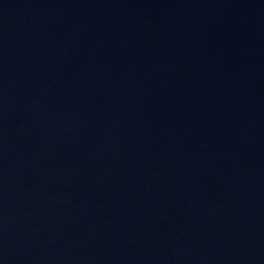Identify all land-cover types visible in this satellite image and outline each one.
Masks as SVG:
<instances>
[{
	"label": "water",
	"instance_id": "water-1",
	"mask_svg": "<svg viewBox=\"0 0 264 264\" xmlns=\"http://www.w3.org/2000/svg\"><path fill=\"white\" fill-rule=\"evenodd\" d=\"M0 264H264V0H0Z\"/></svg>",
	"mask_w": 264,
	"mask_h": 264
}]
</instances>
